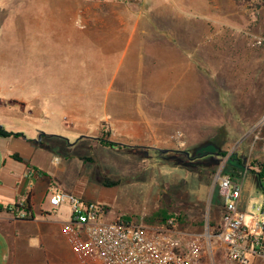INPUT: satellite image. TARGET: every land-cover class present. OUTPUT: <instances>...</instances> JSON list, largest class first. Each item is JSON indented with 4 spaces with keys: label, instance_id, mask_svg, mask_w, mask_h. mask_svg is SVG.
Returning a JSON list of instances; mask_svg holds the SVG:
<instances>
[{
    "label": "rangeland",
    "instance_id": "1",
    "mask_svg": "<svg viewBox=\"0 0 264 264\" xmlns=\"http://www.w3.org/2000/svg\"><path fill=\"white\" fill-rule=\"evenodd\" d=\"M114 28L150 30L157 37L155 119L187 145L109 148L97 141L110 140L102 122L111 111L145 99L128 80L134 45L127 34L86 31ZM172 45L182 50L174 62L161 58ZM203 81L207 93L219 95L221 115H198ZM0 99L17 103L12 109L18 115L0 111L7 131L39 139L42 128L99 130L74 152L83 156L80 183L92 195L81 197L105 205L108 221L145 223L163 209L164 223L173 220L179 230L199 233L206 221L216 226L222 201L212 180L220 165L243 178L246 224L264 204V181L255 174L264 165V0H0ZM75 106L93 115L69 120ZM203 119L207 128H219L206 148L198 147L202 138L183 134L186 128L201 131ZM211 147L218 157L198 158ZM107 178L127 183L111 187L116 194H103L111 189L102 186ZM157 219L149 224L158 225ZM215 264L233 263L217 254Z\"/></svg>",
    "mask_w": 264,
    "mask_h": 264
},
{
    "label": "crops",
    "instance_id": "2",
    "mask_svg": "<svg viewBox=\"0 0 264 264\" xmlns=\"http://www.w3.org/2000/svg\"><path fill=\"white\" fill-rule=\"evenodd\" d=\"M88 30L112 32L118 36L127 34V42L134 45L130 63L132 71H129L132 78L128 80L138 85L139 89L136 86L138 91L145 92V99L141 97L138 102L129 104V107L111 111L109 117L102 122V128L106 127L109 131V139L131 148L178 150L181 146L187 145L185 142H175L174 136L169 135L165 128L158 127L155 119L157 112L152 105H156L157 85L161 72L158 69L159 41L156 36L152 37L150 34L152 31L127 28L86 31ZM181 51L180 47L172 45L167 53L163 52L161 58L166 57L174 62L176 56L182 54ZM180 81H183V77ZM228 102L231 108L232 106L236 108V103ZM16 104L14 101L0 99V111L9 116L18 115V112L12 109ZM18 105L24 110V103ZM221 110L219 95L215 89L207 93L203 81L199 84L198 115L205 117L209 112L221 115ZM78 115L91 117L93 111L75 106L73 110L67 112L69 120L71 116L74 118ZM205 121L202 120L204 124L198 133L191 131L190 128L183 130V134L186 133L188 138L192 136L202 138L198 147L204 146L203 148H206L219 129L218 125L207 128ZM0 126L4 128L5 124L0 122ZM42 131L45 138L44 136L39 139L35 136L31 138L24 133L18 137H0V264H77L70 242L69 208L62 205L55 214H51L48 194L51 189H58L79 197L92 196L85 192L86 189L83 190L82 182L80 183L81 172L85 173L81 161L83 156L74 150L81 142L87 140L83 137L95 135L99 130L93 134L83 128L76 130L69 128L63 131L42 128ZM8 132L19 133L12 130ZM70 132L75 136L70 137L66 134ZM210 149L211 151L202 159L218 157L216 149L212 147ZM261 152L264 155V147ZM101 193L116 194V188ZM21 203L30 208L26 218L16 216Z\"/></svg>",
    "mask_w": 264,
    "mask_h": 264
},
{
    "label": "built area",
    "instance_id": "3",
    "mask_svg": "<svg viewBox=\"0 0 264 264\" xmlns=\"http://www.w3.org/2000/svg\"><path fill=\"white\" fill-rule=\"evenodd\" d=\"M212 186L221 194L219 226L215 231L206 221L199 233L179 230L173 220L169 227L108 221L102 203L58 189L50 190L48 204L51 214L68 206L71 247L80 264H215L217 254L233 264L264 262V204L248 225L240 208L242 176L220 165ZM19 207L16 216L28 217L26 204Z\"/></svg>",
    "mask_w": 264,
    "mask_h": 264
},
{
    "label": "trees",
    "instance_id": "4",
    "mask_svg": "<svg viewBox=\"0 0 264 264\" xmlns=\"http://www.w3.org/2000/svg\"><path fill=\"white\" fill-rule=\"evenodd\" d=\"M9 136H16V137H18V136H21V134H19V133H12V132H8L7 130H5L3 127H1L0 126V137H9ZM97 141L101 144V145H103V146H105V147H109V148H131V147H127V146H124V145H122V144H120V143H117V142H114V141H110V140H108V139H97ZM134 149V148H133ZM222 156H223V154H221ZM204 156H206V153L205 154H203V155H200L198 158H202V157H204ZM17 158V157H16ZM236 169H237V167H235ZM208 176H209V178L211 177L212 178V173H206ZM255 174L257 175V177H258V181H259V183L260 184H262L263 183V181H264V165H262L261 166V169L259 170V171H256L255 172ZM125 183H127V180H123V179H118V178H107V179H105V180H103V182H102V186L103 187H108V188H111V187H117V186H121V185H123V184H125ZM105 208H106V206H105ZM107 209V208H106ZM25 211L29 214L30 213V208H29V206H27L26 205V207H25ZM162 211L163 212H158V213H156L155 215H152L151 217H149V218H146L144 221H145V223H143V222H134V223H136V224H148V225H150L149 223L150 222H154L155 223V221H156V219L157 218H159V220H160V222H158V225L157 226H164V227H169V225H168V222H165L164 223V221H166L167 219V217H166V213H165V211L162 209ZM177 218H178V220H180L181 219V216H180V214L179 215H177ZM158 220V219H157ZM128 222H131V221H128ZM160 224V225H159ZM213 229H215V231H216V228L219 226V223H218V225H216V226H214V225H210Z\"/></svg>",
    "mask_w": 264,
    "mask_h": 264
},
{
    "label": "water",
    "instance_id": "5",
    "mask_svg": "<svg viewBox=\"0 0 264 264\" xmlns=\"http://www.w3.org/2000/svg\"><path fill=\"white\" fill-rule=\"evenodd\" d=\"M161 152H162V153H165L166 151H165V150H162Z\"/></svg>",
    "mask_w": 264,
    "mask_h": 264
}]
</instances>
